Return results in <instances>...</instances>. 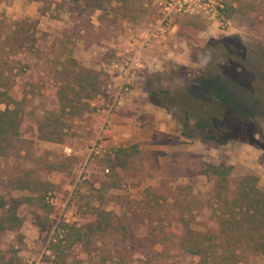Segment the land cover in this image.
I'll return each instance as SVG.
<instances>
[{
    "label": "rangeland",
    "instance_id": "374dc122",
    "mask_svg": "<svg viewBox=\"0 0 264 264\" xmlns=\"http://www.w3.org/2000/svg\"><path fill=\"white\" fill-rule=\"evenodd\" d=\"M91 1L0 0V66L6 78L13 69L12 80L26 88L28 98L22 129L27 143L0 157V190L10 201L29 195L15 189L18 180L39 179L53 187L51 211L22 207V229L0 234V257L53 264L49 243L58 225L94 221L90 206L115 213L125 230L99 236L86 251L75 247L67 264H199L179 244L188 230L207 238L218 233L213 184L202 165L225 162L234 167V178L253 175L264 191V153L246 143L186 140L173 113L156 106L150 92H183L228 49L246 54L264 82V0H227L234 11L228 9L220 24L176 18L166 40L139 49L141 67L129 85L125 49H138L157 23L154 0L104 1L97 11L87 8ZM144 60L154 63L144 68ZM87 71L97 75L101 92L89 111L68 121L71 139L61 145L37 141V122L58 114L55 87L77 84ZM255 124V132L264 134V110ZM119 149L135 156L119 166ZM245 258L247 264H264L259 254Z\"/></svg>",
    "mask_w": 264,
    "mask_h": 264
},
{
    "label": "trees",
    "instance_id": "16d2710c",
    "mask_svg": "<svg viewBox=\"0 0 264 264\" xmlns=\"http://www.w3.org/2000/svg\"><path fill=\"white\" fill-rule=\"evenodd\" d=\"M104 1L111 0H93L87 8L101 10ZM228 9L234 11L226 4L225 12ZM24 33L30 38L28 31ZM213 47L219 49V44L213 42ZM234 51L228 49L220 54L217 61L205 68L201 79L194 78L196 80L187 83L183 92L158 90L150 92V97L156 106L173 113L181 127V136L186 140L199 141L207 146L246 143L264 153V134L259 128L255 132L257 113L264 110V85L257 84L263 77L250 66L246 54L232 53ZM8 71L11 77L6 78V70L0 66V157H8L11 151L18 152L19 146L27 143L22 135L27 118L26 88L23 90L12 80V68ZM2 80L7 81L1 83ZM75 84L65 83L55 87L58 114H47L37 122L32 136L37 135V141L65 144L71 139L67 134L68 121L89 111L90 100L101 92V83L93 72L87 71L85 77ZM115 156L121 166L135 155L127 149H119L115 151ZM233 172L234 167L225 162L202 165L203 176L213 184L210 201L211 206H216L214 211L218 212L215 217L218 233L207 238L188 230L179 244L181 250L199 259V264H247L245 254L264 256V191L259 188L257 177L245 175L234 178ZM15 185L16 190L29 195L21 200L8 201L0 190V234L16 233L22 229L24 221L18 214L22 207L46 212L52 210L47 200L53 190L49 183L30 179L18 180ZM89 209L94 221L80 227L65 222L58 225L49 243L53 264H67L75 247L86 251L89 246L95 247L99 236L119 227L125 230L116 221L115 213L90 206ZM0 264L22 262L14 255L8 259L0 257Z\"/></svg>",
    "mask_w": 264,
    "mask_h": 264
},
{
    "label": "built area",
    "instance_id": "2783aa9c",
    "mask_svg": "<svg viewBox=\"0 0 264 264\" xmlns=\"http://www.w3.org/2000/svg\"><path fill=\"white\" fill-rule=\"evenodd\" d=\"M226 4L227 0H154L152 5L156 8L159 19L154 28L145 34V38L138 49L133 47L125 49L128 58L124 63L125 70H127L124 80H127L129 85L128 80H131V77H134V72L141 67L137 58L140 53L139 49L149 48L161 40H166L176 18L193 17L208 24H220L224 19ZM128 89L126 87L125 91L127 92ZM117 100L118 97L115 98L114 102L116 103Z\"/></svg>",
    "mask_w": 264,
    "mask_h": 264
},
{
    "label": "crops",
    "instance_id": "0c3cea01",
    "mask_svg": "<svg viewBox=\"0 0 264 264\" xmlns=\"http://www.w3.org/2000/svg\"><path fill=\"white\" fill-rule=\"evenodd\" d=\"M153 60H155V59L153 58ZM153 63H154V62H152V61L144 60L143 67H144V68H146V67H150L151 65H153ZM160 116H161L162 118H161ZM111 118H113V120H116L117 116L114 115V116H112ZM159 118H160V119H163V118H165V117L162 116V115L160 114V115H159ZM164 131H165V133H166V129H165Z\"/></svg>",
    "mask_w": 264,
    "mask_h": 264
}]
</instances>
